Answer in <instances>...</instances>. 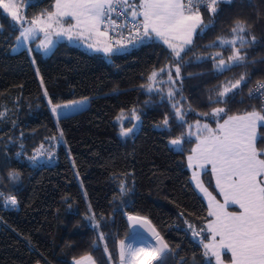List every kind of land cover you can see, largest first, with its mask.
I'll list each match as a JSON object with an SVG mask.
<instances>
[{
	"label": "trees",
	"instance_id": "16d2710c",
	"mask_svg": "<svg viewBox=\"0 0 264 264\" xmlns=\"http://www.w3.org/2000/svg\"><path fill=\"white\" fill-rule=\"evenodd\" d=\"M19 1L28 20L55 10V0H32L31 6ZM200 13L208 27L198 30L184 56L181 79L173 85L159 73L149 92V75L174 64L162 41L153 38L110 56L64 42L49 56L35 50L31 56L27 50L14 52L20 25L0 9V264H74L85 256L96 264H120L119 242L134 236L129 216L149 219L170 245L174 255L164 264H205L208 207L186 163L197 141L186 139L181 151L170 141L184 137L197 121L215 126L231 115L261 111L248 93L264 81V0H222L215 14ZM237 19L252 25L256 41L245 49V64L218 71L209 57L220 52L227 62L230 52L213 42L230 38ZM36 68L53 104L88 98V107L62 117L58 125ZM242 75L246 82L225 103H215L217 90ZM169 88L179 89L176 100L184 97L183 122L175 116V101L167 98ZM217 107L226 111L213 120L210 113ZM133 112L141 127L121 136L122 128L134 125ZM38 152L37 160L29 159ZM121 183L130 189L127 195L120 194ZM207 185L214 190L212 182ZM9 196H15L18 208L5 209ZM90 208L98 230L88 219ZM193 231L200 235L194 237Z\"/></svg>",
	"mask_w": 264,
	"mask_h": 264
},
{
	"label": "snow or ice",
	"instance_id": "6c2138e0",
	"mask_svg": "<svg viewBox=\"0 0 264 264\" xmlns=\"http://www.w3.org/2000/svg\"><path fill=\"white\" fill-rule=\"evenodd\" d=\"M220 2L221 0H55L54 11H46L30 20L21 15L18 0H0V9L3 13L10 15L14 23L20 25L18 41H30L35 39L39 33H43L44 39L37 47L45 52L53 45L51 39L53 34L65 35L68 39H73V37L95 39L96 42L89 43L88 47L105 53L120 52L126 50L129 45L142 44L153 38L162 40L171 50L170 55L174 64L166 65L165 68L159 69V72L153 71L149 75V83L145 87L151 92L159 73H166L169 83L173 85L181 79L180 65L184 62V56L191 51L193 35L198 28L203 32L208 27L199 11L200 6L203 5L211 14H215L217 4ZM28 3L31 6L32 0H28ZM114 14L117 17H126L122 29L116 25L113 19ZM65 22H67V27H65ZM25 23L27 27L23 26ZM102 26H104L103 31ZM109 26L119 36L112 42H109L111 40ZM251 27L248 21L237 19L230 29V38L218 37L217 41L213 42V46L217 44L225 46L230 52L227 62L220 52L209 57L216 63L218 71L230 69L233 65L245 64L247 60L245 49L256 41L255 35L251 33ZM124 30H127L126 36ZM100 38L104 40L101 41ZM101 43L103 47L97 48V44ZM196 58L203 59V57ZM173 67L175 79L172 76ZM37 72H39L38 69ZM242 82H246L243 75L223 90L218 89V98L215 103H225L224 98L233 90L239 89ZM41 84H43L42 77ZM156 90L161 91V89ZM178 92L179 89L169 88L167 98L175 101L172 104L175 116L183 122L185 113L182 112L180 101L184 97L181 95L179 100H176ZM44 95L48 96L46 89ZM249 96L264 97V82H258L255 88L250 89ZM48 102L52 105V113L59 120L61 109L86 103V100L53 105L49 98ZM225 111L224 108L217 107L210 115L218 117ZM262 113L264 109L228 116L223 123L217 121L215 129L209 127L208 124L201 125L199 121L196 122L199 143L192 150L193 155L188 157L189 166L195 163L204 169L210 165L216 177V186L224 198L223 203L217 201L199 182L198 174L194 173L193 178L198 181L197 187L208 197V215L213 217L206 229L211 233V240L209 243L202 244L206 258L205 264H212V258L215 264H224L222 250L231 253L232 264H264V158H261L264 156V148L257 147L258 139L264 144V133L258 135L257 132L258 126L264 127V114ZM3 115L4 113H0V118ZM136 119L138 120L139 117ZM163 126H168L167 118L163 120ZM134 127L135 125L122 128L121 136H128ZM189 128L191 129V125ZM188 135H192L191 131ZM170 143L180 145L182 139H172ZM40 154L38 152L37 156L29 159L35 161ZM11 175L13 178L18 177V173L15 172ZM119 189L122 196L130 191L124 183L120 184ZM2 197L3 193H0V198ZM17 203L15 196L4 199L5 206H16ZM230 204L238 205L240 211H228ZM89 211L91 212V208ZM88 219L95 221L93 227L98 230L99 221H96L94 212H91ZM128 219L133 222V228L137 224L148 225V231L154 237L155 242L145 246H136L135 236L128 238V242L121 240L119 242L121 264H152L153 261L164 264L168 257L174 255L170 245L154 227L150 226L149 221L137 216H129ZM189 227L192 226L189 225ZM192 234L194 237L200 235L196 231ZM217 237H219L218 240ZM98 238L103 240L104 234L98 231ZM104 250L107 252L106 245ZM84 261L95 264L91 256L82 257L76 260L75 264H84Z\"/></svg>",
	"mask_w": 264,
	"mask_h": 264
},
{
	"label": "rangeland",
	"instance_id": "374dc122",
	"mask_svg": "<svg viewBox=\"0 0 264 264\" xmlns=\"http://www.w3.org/2000/svg\"><path fill=\"white\" fill-rule=\"evenodd\" d=\"M18 3H19V6H20V12H21V15H22V4H21V1L18 0ZM24 27L27 26V24L23 25ZM65 27H67V25L65 24ZM198 30H200L199 28L197 29L196 33L198 32ZM196 33L193 35V42H194V39H195V35ZM44 39V34L43 33H39L35 39L33 40H30V41H18L17 40V44H16V47L14 49V52H21L23 50H27L30 55L32 56L33 55V50L35 51H39L41 53H43L44 56H49L53 53V51L55 50V48L60 44L62 43L63 41H68V44L72 45V46H75V47H78V48H81V49H84L86 48L84 42L78 40L76 37H73V39H68L67 36L65 35H61V36H56L55 34H53L51 36V39L53 41V45L52 47L47 51L45 52L42 48H38L37 45L40 44V42ZM111 42V40H110ZM64 43V42H63ZM66 43V42H65ZM128 48L126 50H122V51H127ZM91 53V52H90ZM37 69L36 68V72H37ZM37 75H38V78L40 80V83H41V75L39 72H37ZM43 86V91L45 90L44 89V84H41ZM46 98V101L48 103V106H49V110L51 111V106L48 102V99L49 97L45 96ZM81 100H86V103H83V104H76L75 106L73 107H69V108H64V109H61V116H60V119L62 117H65V116H70V115H73V114H76V113H79L80 111L84 110L86 107H88L89 105V99L88 98H85V99H81ZM79 101V100H77ZM71 102L69 103H64V104H70ZM53 104V103H52ZM54 105V104H53ZM253 111V110H252ZM258 111V110H256ZM52 113V111H51ZM56 123L59 125V122H60V119L57 120L55 115L52 113ZM136 117H139L137 113L133 112L132 113V116H131V121L134 123L135 127L133 128V133H136L138 132V130L140 129L141 127V119L139 118L138 120L136 119ZM211 119L215 120L216 117H213L212 115L210 116ZM227 119V118H226ZM219 123H223V121L219 122ZM208 124V123H207ZM203 125V124H201ZM209 127L215 129L217 128V123L215 126L213 125H210L208 124ZM189 131H191L192 135H188ZM257 132H258V135L261 134V131H260V127L258 126V129H257ZM198 133H197V128H196V124L194 126H191V129L188 128V131L186 132V135L184 137H182V143L180 145H172L170 143V146L175 149L176 151H181L183 150V146H184V142L185 140H189V139H195L197 141L195 147L193 149L196 148L197 144L199 143V140H198ZM202 138V136H201ZM259 140V139H258ZM258 140H257V147L258 148H264V144H262L261 146L258 145ZM192 149V150H193ZM190 155H193V152H191V154H189L187 157H186V163H187V167L189 168L190 172H191V180H192V183H193V186L195 187V190L196 192L202 197V199L204 200V202L206 203L207 207H208V212H209V200H208V197L200 191V188L197 187V179H194V173L198 174V180L199 182H201L203 184V187L206 188L208 190V192H210L215 198L217 201L223 203L224 202V198H223V194L220 192L219 188L216 186V177H215V174L211 171V166H207L206 168L204 169H201L199 167V165L197 164H193L192 166H189V162H188V157ZM261 158H264V156H262ZM211 180V181H210ZM208 182H212V187L214 188V190H212L210 188V186L207 185ZM228 211H240L238 205H233V204H230L228 206ZM210 221L213 219V217H210ZM209 221V222H210ZM209 235H210V240H211V233L208 232ZM219 239V237H217V240ZM148 240V239H147ZM150 242V240H148ZM153 242V241H151ZM210 242V241H209ZM154 243V242H153ZM222 259H223V262L224 264H232L231 262V253L227 250H222ZM214 264H215V260L214 258H212Z\"/></svg>",
	"mask_w": 264,
	"mask_h": 264
},
{
	"label": "crops",
	"instance_id": "0c3cea01",
	"mask_svg": "<svg viewBox=\"0 0 264 264\" xmlns=\"http://www.w3.org/2000/svg\"><path fill=\"white\" fill-rule=\"evenodd\" d=\"M67 20H71V18H67ZM72 23H75V21H71ZM65 24L67 25V22H65ZM25 25V24H24ZM28 26V25H27ZM26 26V27H27ZM101 30L103 31L104 30V26H102L101 27ZM78 39V38H77ZM101 39V41H103L104 40V38H100ZM155 39H157V40H160V39H158V38H155ZM78 40H80V41H82V42H84V44H85V46H86V48H84L83 50H86L87 52H91V53H94V54H101V55H105V56H110V55H113V54H116V53H120V52H123V51H120V52H113V53H105V52H103V51H97L95 48H89L88 47V44L89 43H95L96 41H95V39H92V40H89V39H87L86 37L85 38H79ZM160 41H162V40H160ZM63 42H66V43H68V41H63ZM62 42V43H63ZM110 42V41H109ZM163 42V41H162ZM103 47V44L101 43V44H97V48H102ZM224 121V120H223ZM200 124H206V123H200ZM194 126V125H193ZM209 221H210V219H209ZM209 221H208V223H209ZM208 223H207V225H208ZM206 229H207V226H206ZM209 231H206V233H207V236H208V239L206 240V241H204L203 243H209V241H210V235H209V233H208ZM134 236L136 237V240H135V244H136V246H145L146 244H148V243H153V242H151V240H150V242L147 240V238H145V237H143V236H140V235H138V234H134ZM202 249H203V247H202ZM203 252H204V249H203ZM82 258V257H81ZM81 258H79V259H81ZM79 259H77V260H79ZM212 263L214 264V262H213V260H212ZM74 264H75V262H74ZM84 264H89V262L88 261H84ZM96 264V263H95ZM120 264H121V260H120Z\"/></svg>",
	"mask_w": 264,
	"mask_h": 264
},
{
	"label": "built area",
	"instance_id": "2783aa9c",
	"mask_svg": "<svg viewBox=\"0 0 264 264\" xmlns=\"http://www.w3.org/2000/svg\"><path fill=\"white\" fill-rule=\"evenodd\" d=\"M221 1H222V0H221ZM202 10H207V9H206L203 5H201L200 8H199V11H202ZM113 19L115 20L116 25L120 26V28L122 29L126 17H117V16L114 14V15H113ZM127 19H130V18H127ZM117 30H119V29H117ZM124 35H125V36L127 35V30H124ZM109 37L111 38V42L114 41V39H118V38H119V36H117V35L115 34V30H113V29L111 28V26H109ZM149 42H150V40H148V41H146L145 43H142V44H139V43H138V44H136L135 46L129 45V46H128V49H135V48L140 47V46H142V45H147ZM125 43H127V41H125ZM262 82H264V81H262ZM256 85H257V84H256ZM256 85H254V86L252 87V89L255 88ZM248 97H249L250 99L254 100V101H257V102L259 103L260 110L264 109V97L253 98V97L249 96V93H248ZM18 206H19V204L17 203L16 206H11V205H9V206H5V209L10 210V209H13V208H18ZM39 264H43V263H39ZM45 264H51V263H49L48 261H46Z\"/></svg>",
	"mask_w": 264,
	"mask_h": 264
},
{
	"label": "water",
	"instance_id": "95a60500",
	"mask_svg": "<svg viewBox=\"0 0 264 264\" xmlns=\"http://www.w3.org/2000/svg\"><path fill=\"white\" fill-rule=\"evenodd\" d=\"M137 217H140V216H137ZM141 218H144V217H141ZM144 219H146L147 221H149V222H150V226H151V227H154L155 230L158 231V230L156 229V227L153 225V223H152L149 219H147V218H144ZM128 223H129V227H130V230L132 231V233H134V234H138V235H140V236H143V237H145V238H147V239H149V240L155 242L154 237H152V236H151V233L148 231V225H143V226H142V225H140V224H137V225L135 226V228H133V222L129 221V219H128ZM158 232H159V231H158ZM160 235H161V234H160Z\"/></svg>",
	"mask_w": 264,
	"mask_h": 264
}]
</instances>
